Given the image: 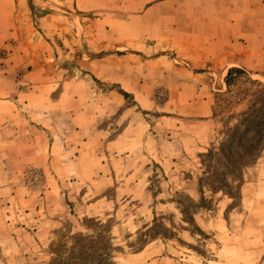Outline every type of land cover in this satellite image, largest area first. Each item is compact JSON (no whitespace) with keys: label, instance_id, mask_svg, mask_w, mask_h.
<instances>
[{"label":"rangeland","instance_id":"374dc122","mask_svg":"<svg viewBox=\"0 0 264 264\" xmlns=\"http://www.w3.org/2000/svg\"><path fill=\"white\" fill-rule=\"evenodd\" d=\"M12 21L0 264H264V140L220 152L264 84V0H21Z\"/></svg>","mask_w":264,"mask_h":264},{"label":"trees","instance_id":"16d2710c","mask_svg":"<svg viewBox=\"0 0 264 264\" xmlns=\"http://www.w3.org/2000/svg\"><path fill=\"white\" fill-rule=\"evenodd\" d=\"M240 74H245V70L238 67L230 68L226 82L228 86L231 85V81L237 79ZM251 87L246 90V94H248L251 98L249 100V106L246 110L240 113V119L237 124L231 129L227 130L228 138L223 143V147L221 149V153H224V148H234L233 152H231V160L237 165L236 167H240L241 164H246L247 159L251 158L255 155L256 151L259 149L262 141L264 140V84L257 82L256 80L250 79ZM256 84V88L252 86ZM125 95H128L126 92H123ZM227 100V98L225 99ZM252 132V139L249 138L248 134ZM236 143V144H235ZM230 159V158H229ZM81 241V237L78 238ZM82 240H86L85 238ZM94 240L98 243L99 240ZM75 247V246H74ZM72 247L71 250L74 249ZM94 249V248H90ZM88 260L89 264L94 262H98V264H104L105 256L103 254L97 255L96 252H88ZM58 256V254H57ZM85 252L80 253L79 257L75 258L73 264H79L77 260H84ZM53 264H65V262L55 261ZM110 264L112 261H110Z\"/></svg>","mask_w":264,"mask_h":264},{"label":"crops","instance_id":"0c3cea01","mask_svg":"<svg viewBox=\"0 0 264 264\" xmlns=\"http://www.w3.org/2000/svg\"><path fill=\"white\" fill-rule=\"evenodd\" d=\"M143 2V5L148 6V4L155 0H140ZM21 0H0V47L5 46L6 43L12 39V37L15 36V25L13 23V16L16 11L17 4H19ZM225 18L227 16L231 17V24L232 27L229 29L228 27H223L225 30L223 32V38H222V44L221 49L228 48V42H231L233 45H237L235 41L233 40L238 37V31H235V27L238 25V21L236 20L238 15V11L236 9H231L230 11H224L223 12ZM235 19V20H234ZM227 20V18H226ZM264 36V33H263ZM251 41H254V35L251 34ZM256 37V34H255ZM261 48H264V39H261ZM255 47V46H254ZM236 52H223L221 53V58L224 59L225 62H227L230 65H235L236 59L241 57V55L238 54V50H235ZM251 58L252 55L248 51L247 58ZM232 64H231V63ZM264 63V62H263Z\"/></svg>","mask_w":264,"mask_h":264}]
</instances>
